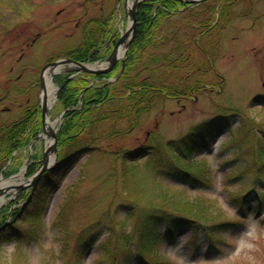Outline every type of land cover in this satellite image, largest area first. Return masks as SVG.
<instances>
[{"label": "rangeland", "instance_id": "rangeland-1", "mask_svg": "<svg viewBox=\"0 0 264 264\" xmlns=\"http://www.w3.org/2000/svg\"><path fill=\"white\" fill-rule=\"evenodd\" d=\"M225 7L210 33L181 15L164 28L175 42L193 36L174 54L185 63L174 77L189 73L201 87L119 124L124 136L75 160L56 190L3 196L0 221L15 222L0 235V264H264V0ZM109 15L124 31L129 20L116 0H0V128L40 104L41 67L79 45L90 19ZM62 110L55 100V128ZM29 153H12L17 171L36 164ZM10 157L0 160V178ZM226 221L236 223L229 230Z\"/></svg>", "mask_w": 264, "mask_h": 264}, {"label": "trees", "instance_id": "trees-1", "mask_svg": "<svg viewBox=\"0 0 264 264\" xmlns=\"http://www.w3.org/2000/svg\"><path fill=\"white\" fill-rule=\"evenodd\" d=\"M232 2L233 0H205L197 6L187 8L178 0H145L137 9L136 18L139 23L137 34L129 45L124 58L123 71L116 81L108 82L107 80L113 78L121 69L119 64L104 75L80 73L72 78H69L71 73L56 75L54 78L59 87L57 102L63 109H67L57 133V146L61 151L60 156L68 159V162L64 166L50 168L41 176L33 189L32 199H36L35 195L43 186H47L46 189L55 190L65 171L74 161L84 154L97 152V147L100 150L98 144L102 140H106L107 147H111L118 136H124L123 130L117 128L119 124L129 125L133 121L136 123L142 113L147 112L152 105L162 101L163 98H185L192 90L194 91L198 86L201 87L199 84L190 85L189 73L179 79L174 77L176 71L185 69L183 68L185 63H182L180 67L175 64L177 60L179 62L184 60H181V57L173 59L174 54L176 55L182 47L189 44L193 36L183 42H175L177 34L164 33V28L168 26V20L173 15H181V20L193 29L203 28L205 32L210 33L213 27L210 25L211 18L215 13H219L220 18L225 16V6ZM202 14L206 15L201 16ZM82 33V42L65 54L81 62L103 61L118 38L116 28L112 24V15L104 19H90L82 28ZM171 41L174 45L172 49L165 53H150L148 57L149 50L160 51ZM158 63L160 66L157 67ZM154 66L156 67L153 68ZM147 71L148 75L144 76L143 73ZM94 79H98L99 82L89 85ZM28 116V114L24 115L17 124L4 128L7 135L4 157L12 156L14 151L25 148L29 141L40 132V110L38 114L30 112V117ZM131 128H133L132 125L129 126V129ZM210 134L211 129L206 135L201 132V136L205 135L204 138ZM184 144L182 146H189L190 140L187 139ZM32 149L31 159H39L41 154L36 153L35 144L32 145ZM104 152L108 151L104 150ZM115 154L119 153L115 151ZM12 160L13 162L2 172L4 176L17 172L19 165L15 163L14 156ZM35 167L36 164L30 165L27 173H32ZM13 222L15 221L9 222L10 225L5 232ZM4 223L5 220L0 221V226ZM235 223L226 221V228ZM2 234L3 232L0 235Z\"/></svg>", "mask_w": 264, "mask_h": 264}, {"label": "water", "instance_id": "water-1", "mask_svg": "<svg viewBox=\"0 0 264 264\" xmlns=\"http://www.w3.org/2000/svg\"><path fill=\"white\" fill-rule=\"evenodd\" d=\"M144 0H124L123 3V12L125 16L129 19L130 23L128 27L126 28L125 32L123 34H120L119 39L115 43L111 53L106 58L105 62L99 63V66L93 67L97 65L96 63L93 64H85L80 61H75L70 58H61L56 61L47 63L44 65L40 72V88H41V98H40V108H41V134L37 137V139H40L44 141L43 137L44 135L47 136L51 142L49 147L45 148L43 147L42 151V158L40 161L39 166L37 167L36 171L30 178H26L27 182L22 185L13 186L6 189H0V196H2L3 193H6L9 189H16L18 191H21L22 189L26 187H34L35 184L40 179L41 175L46 172L52 165H55L57 163V131L58 127L56 129H52L46 125V119L49 116L48 114V108L46 104V97L44 94L45 90V83H44V73L48 70H55L59 68L60 66H68V68L64 72H73V73H86V74H93V75H100V74H106L110 72L114 66L118 63V61H121L122 63V70L124 67V57L125 53L130 45V43L134 40L136 33H137V26L138 22L136 19V10L139 6V4ZM180 2L185 3L187 6L192 5H198L202 3L204 0H178ZM130 2V3H129ZM122 50V54L120 55L119 52ZM55 97L57 99V93H55ZM64 113H62L58 118L61 119ZM50 155H53V160L50 161ZM13 177H16V175H13L9 177L8 179H11ZM4 229V227L0 228V230Z\"/></svg>", "mask_w": 264, "mask_h": 264}, {"label": "bare ground", "instance_id": "bare-ground-1", "mask_svg": "<svg viewBox=\"0 0 264 264\" xmlns=\"http://www.w3.org/2000/svg\"><path fill=\"white\" fill-rule=\"evenodd\" d=\"M119 54L120 55L122 54V50L119 52ZM97 66L98 65H94L93 67L95 68ZM58 70H61V69L59 68V69H56V70H48L44 74V83H45L44 94H45V97H46V104H47L48 111L50 110V108L52 107V105H53V103L55 101L54 91L56 90V87L54 86V84L52 82V76ZM46 120H47L46 121V125H48L49 128L54 126V122H50L49 117H47ZM50 142H51V140L47 136L44 135L43 146L45 148L49 147ZM52 158H53V156H51L50 159H52ZM23 172H24V169H22L20 171V173L18 175H16V177H14L12 179H8V180H4L3 179V180H1L0 181V189L10 188V187L16 185L14 182L22 180ZM9 191H11V190H8V192ZM5 201L6 200H4L3 197L0 198V203H3Z\"/></svg>", "mask_w": 264, "mask_h": 264}, {"label": "flooded vegetation", "instance_id": "flooded-vegetation-1", "mask_svg": "<svg viewBox=\"0 0 264 264\" xmlns=\"http://www.w3.org/2000/svg\"><path fill=\"white\" fill-rule=\"evenodd\" d=\"M32 43H34V40L32 41ZM21 77V75H18L16 78L19 79ZM39 83V81H38ZM5 98L4 96L0 97V106L2 105V103L4 102ZM30 98L28 100H26L27 103L30 102ZM2 107V106H1ZM10 109L7 107L5 109H2V111H5V112H8ZM30 112L32 113H37L39 112V105L37 103V106H34L31 110L30 109H26V111L24 110V115H29L28 117H30ZM23 115V117H24ZM35 115V114H34ZM20 119L16 118L15 120H13V123L10 124V125H14V124H17L19 122ZM3 123V125H1V128H0V142H2L0 144V160L3 159V158H6L4 157V154L6 153L5 151V142L7 140V135L5 134V131H4V128H7L9 125L8 123H6L5 120H1ZM4 143V146H2V144Z\"/></svg>", "mask_w": 264, "mask_h": 264}]
</instances>
